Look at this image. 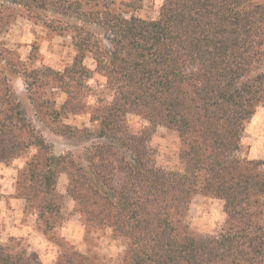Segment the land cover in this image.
Segmentation results:
<instances>
[{"label":"trees","instance_id":"trees-1","mask_svg":"<svg viewBox=\"0 0 264 264\" xmlns=\"http://www.w3.org/2000/svg\"><path fill=\"white\" fill-rule=\"evenodd\" d=\"M19 15L69 35L76 51L64 69H29L0 48L7 68L0 67V162L35 150L17 191L39 219L56 226V184L66 172L76 212L125 242L119 264H264V162L237 155L264 103V0H161L154 19L128 17L114 0H0V35ZM95 74L106 94L93 103L86 98ZM55 89L66 95L61 106ZM83 112L92 126L62 123ZM33 115L52 134L86 146L56 152ZM129 115L148 125L132 132ZM160 125L181 139L182 171L157 165L148 142ZM197 193L224 201L219 235L189 230ZM0 264H29L26 249L0 238Z\"/></svg>","mask_w":264,"mask_h":264},{"label":"rangeland","instance_id":"rangeland-1","mask_svg":"<svg viewBox=\"0 0 264 264\" xmlns=\"http://www.w3.org/2000/svg\"><path fill=\"white\" fill-rule=\"evenodd\" d=\"M126 16L137 15L146 19L159 16L161 0H114ZM38 20V19H36ZM26 15H19L8 29L0 35V48H8L14 64L25 63L29 69L51 66L64 69L72 63L76 54L67 34L48 28L42 21H36ZM20 60L21 62H17ZM91 69L96 68L92 57L85 59ZM0 67L7 71L5 62L0 57ZM264 69V65H263ZM15 82V89L21 96L26 94L25 83L10 70ZM92 86L90 98L96 103L105 80L95 74L90 80ZM51 97L58 106L66 99L65 93L55 89ZM108 100L111 95L107 94ZM35 125L44 132L48 141L54 145L56 152L61 150H82L86 143L67 136H58L45 129L44 125L33 115ZM62 123L77 127L92 126L87 113L63 116ZM128 125L132 132L139 133L142 126L148 125L143 118L128 116ZM45 130V131H44ZM149 146L155 156L157 165L165 170L182 171V142L177 132L165 126H158L150 136ZM35 150L18 153L14 158L0 162V238L2 242L24 248L27 251L29 264H60L73 257L75 264H119L125 250V242L114 235L109 227L87 224L82 215L75 210V202L69 197L67 185L68 174L62 172L56 184V193L61 201V217L52 229L49 224L39 219L38 212L31 207L17 191L19 172L24 168ZM240 158L261 160L264 162V103L260 105L253 117L245 125L240 149ZM264 167V165H263ZM227 214L224 201L213 195L197 193L193 196L185 221L189 230L199 236L219 235L226 225Z\"/></svg>","mask_w":264,"mask_h":264}]
</instances>
